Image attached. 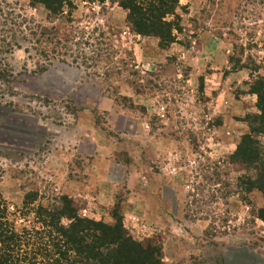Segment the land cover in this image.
Returning <instances> with one entry per match:
<instances>
[{
  "label": "rangeland",
  "instance_id": "1",
  "mask_svg": "<svg viewBox=\"0 0 264 264\" xmlns=\"http://www.w3.org/2000/svg\"><path fill=\"white\" fill-rule=\"evenodd\" d=\"M73 1L0 0V196L68 195L166 264H264V196L231 163L260 114L264 0H181L167 48L117 0Z\"/></svg>",
  "mask_w": 264,
  "mask_h": 264
},
{
  "label": "trees",
  "instance_id": "2",
  "mask_svg": "<svg viewBox=\"0 0 264 264\" xmlns=\"http://www.w3.org/2000/svg\"><path fill=\"white\" fill-rule=\"evenodd\" d=\"M54 14L65 12L73 0H34ZM181 0H117L127 11V23L135 34L155 36L167 48L179 41ZM251 92L258 97L257 126L246 134L231 163L253 170L244 179L247 190L264 196V75H253ZM255 132V133H253ZM34 191L15 207L0 196V264H166L159 245L133 237L118 219L108 224L79 213L75 200L63 195L55 202L37 203ZM264 221V205L259 211Z\"/></svg>",
  "mask_w": 264,
  "mask_h": 264
},
{
  "label": "crops",
  "instance_id": "3",
  "mask_svg": "<svg viewBox=\"0 0 264 264\" xmlns=\"http://www.w3.org/2000/svg\"><path fill=\"white\" fill-rule=\"evenodd\" d=\"M185 1H187V0H185ZM189 1V0H188ZM182 2V1H181Z\"/></svg>",
  "mask_w": 264,
  "mask_h": 264
}]
</instances>
